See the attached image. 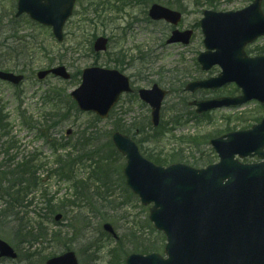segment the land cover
<instances>
[{
    "label": "rangeland",
    "instance_id": "1",
    "mask_svg": "<svg viewBox=\"0 0 264 264\" xmlns=\"http://www.w3.org/2000/svg\"><path fill=\"white\" fill-rule=\"evenodd\" d=\"M151 1L152 3L158 2L164 6H169L183 12L182 21L178 27L179 29L192 28L195 30L190 45L167 44L166 39L169 38L173 27L166 22H155L149 19L148 7L152 4L150 3ZM168 1H170L169 4H166ZM251 1L252 0H146V2H144V0H135L133 4L125 7L124 11L115 10L111 16V23L107 28L99 25L96 29L90 28L88 32L83 33L80 31L79 25H77V22L82 18L80 14L83 8L82 3L81 5L79 3L76 8L79 14H75L65 27V33L68 30L72 32V34L75 30L78 32L77 34L79 37L77 42L78 45L81 46V49L74 54L71 50H65V48H68L70 41H72L73 45L76 44L74 34L73 37L71 34H68L69 36L60 43L55 39L54 35H52V30L50 28L37 26L30 22L27 23L25 18L20 19L21 24L25 27L19 30H21L23 35L29 34L27 37V44L31 49L30 53H33L31 60L26 59L25 61H32L31 67H29L30 75H32L33 70H35V73L25 85H22L21 88H17V90H15L12 84L10 85L0 81V101L3 102L6 112L9 113L8 121L12 125L11 134L12 136H16L18 144L17 148L13 147L9 152H5V147L8 145L6 144L8 136L6 134L3 136V134H1L3 131L0 130V163L3 164L4 161L14 155L16 156V160L20 161V159L35 155V153L40 157H47L49 161H54L58 154L57 151L56 154L55 151L51 149V146L48 145L45 140H42L38 136L37 132H35L36 130L31 131L26 127L18 112H22V109H24L28 111L25 114L27 119L31 121H42L44 120V112H46L47 109L49 111H55L58 110L59 107L61 109H66L70 106L69 99L67 98L68 91L74 90L75 87L81 83V77L80 81L79 77L75 80L72 79L73 81L62 80L55 76H49L47 79L40 81L36 77L37 71L45 69L48 65L52 64V62H50V56L54 55V53L58 58L55 59L56 61L53 65H66L74 76L79 71L89 65H93L95 62H97V65L116 68V59H120L125 60V65L118 64H120V67L123 69L122 71L126 75L132 77V84L135 85L136 88H150L153 83H157L165 89H173L172 94L163 102L164 106L161 113L162 124L160 127L163 126L164 128V123L172 117L174 113V109L172 110V108L175 107L176 104L177 107L175 108H179L182 112L184 111V113H187L189 110L184 103L185 100L190 102L194 100L195 96L210 95L208 93L196 95L185 91L184 88L187 82L193 81L195 78L203 79L210 76L214 77L220 73V68L218 66H214V68L209 71H202L197 61V56L204 50L203 34L199 27L203 11L211 9L218 11L241 10L243 7L250 4ZM15 2L16 0H0V17H4L0 22V44L6 45L7 43V35L10 33L8 28L11 27L10 21L16 7ZM125 5L124 2H121L117 6ZM103 31H105V35L110 37L111 44L106 53L100 54L101 56L93 55L89 50L91 46L89 41L92 39V34L94 32L99 36L102 35ZM256 46L264 47V39H260L254 47ZM121 52L127 54V57L121 59ZM0 61H3L4 68L17 69L19 67L15 65L16 60L9 55L7 56V54L5 56H0ZM54 86H63L61 91L64 92L59 100L60 104L57 106H55V104L53 105V101H50V99L46 98L48 100L47 102L44 96L41 97L42 95H46L45 92ZM235 87V85H228L224 89L218 90L217 92L215 91L212 95L235 92ZM150 113V106L139 99V96L123 95L119 103L114 107L108 120H102L97 126L95 125L97 128L94 129L98 133V139L96 140L97 142L93 141V143H91L93 145L88 146L87 152L93 151L99 145L108 147L110 144H113L110 135L112 133L111 131L117 127L119 130L126 131L130 135L136 134L134 137L145 155L149 154L152 157L159 158L160 155L169 154L171 157L180 151L178 147L181 145V138H190L197 135L206 137L207 134L216 133L218 130H227L229 127L231 129H248L257 124V119L264 116V107L257 101H250L242 107L217 109L211 112L212 119L205 117V119L202 120L195 119L189 122L184 121L187 124H183V122L180 126L173 127L171 131L168 133L164 132L157 140L150 138L151 129L145 128L144 126L149 119ZM70 115L71 116L66 119V121L58 123L52 131L57 141L63 140V145L70 142V144L66 145L68 147H70L71 144L74 143V139L77 138L76 134L80 132V125L84 124V126H86L87 122H91L95 119L93 115L84 112L82 114L79 112L75 113L74 110ZM114 124L115 127L113 129ZM47 126H49V124H47ZM68 129L72 131L69 135H67ZM138 129L143 132L140 131L141 134L136 133ZM200 142L201 145L199 147H194L186 142L180 147L182 149L186 148V152L183 155L185 158H182L183 161L181 162L184 164L187 163L195 168L205 167L210 162H218L219 157H217L216 153L213 151L212 146H210L209 143H205L204 140L202 142V139H200ZM105 151H107L110 159L107 160V157L102 154L94 158L102 162L103 166L94 168L90 166L92 163L90 159L86 158V164L79 168L82 169V172L78 174H82L84 178H88V176L90 178V176L92 177L94 174L97 176V173L102 172L101 178L105 179L106 177L104 174L107 172L110 176L105 180L109 185L105 190L101 187V192H105L107 195H111L109 192L113 193L114 197L108 204L110 206H112V204L119 205V207L115 210L105 209V205L96 198V195H92L93 207H96V213L100 216L93 215L89 207L80 208L83 209V213L80 214L79 210V214L83 216L86 221L91 222L86 226L81 224L83 227L82 236H79L80 224L71 220V215L74 213V210L70 208V210H67L68 213L66 215L64 214V223L60 225V228L54 227L53 224L49 226V228L61 232H59L61 234L60 245L51 243L33 244L30 245L33 246L30 251L35 252V254L42 252V254L45 255L61 254V252L67 249L65 247H69L70 249H74L77 253V258L81 264H110L109 262L112 258L109 255V250L114 246L115 239L107 236L104 232L103 234L101 233L100 228L103 229L102 225L106 221L116 227L119 236H126V239L122 236L120 239L121 243L117 245L119 250L117 252L118 259L115 260V262L118 261L116 264H125L126 255L132 250L137 249V252L144 253L151 251V249H156L152 247L151 244L150 246H148V244L145 245L147 238L154 240V242L159 240L161 249L164 247V237L159 234L158 231L156 232L155 229L151 230V223L148 224L147 222L149 207L143 206L140 200L135 198L132 199L131 202H126L130 197L124 192V189H126L122 172V168L126 165L124 156H120L117 150L110 149ZM58 152L65 156L67 154L76 155L75 151L65 153L61 148H59ZM199 155L201 157L208 155V160H210V162L197 163L196 159ZM168 159L172 160L170 158ZM191 160L194 161L196 165L193 162H189ZM243 161L250 163L259 160L257 157H252L243 159ZM167 162L168 161L162 163V165L164 166L165 164L166 166ZM40 175L46 176L43 169L40 171ZM63 182L64 181H59L57 178H49L44 186L45 188L48 187L52 193L57 192L59 196L63 197L69 194V190L73 192L72 187L70 188L71 185ZM97 182L95 181L94 184H99ZM93 190L95 189L91 188L89 194L94 193L91 192ZM33 197L37 199L34 203L36 207H31V217L34 215V211L37 212L36 210L41 206V197L39 194H34ZM122 200H124L123 206H120L118 202ZM0 204H2L1 198ZM1 206H4V204L0 205V208ZM15 229L16 225L10 218L6 220H1L0 218V237L12 244L17 251L21 252L23 250V258L17 263H13L9 260H2L0 264H35L27 260L29 259V255L25 252L26 250L29 251L27 248L28 245L22 246L21 243H18L16 238L17 231ZM143 229L144 231L142 232ZM92 232L95 240L97 239L101 247H104L98 251V257L93 260L91 259V252L95 251L94 248L93 250L90 248L85 249L88 242L94 241L92 240ZM140 236L142 239L136 241V247L129 244L128 238H131V240L135 242ZM84 249L85 251H83ZM82 251L84 255H82Z\"/></svg>",
    "mask_w": 264,
    "mask_h": 264
},
{
    "label": "water",
    "instance_id": "2",
    "mask_svg": "<svg viewBox=\"0 0 264 264\" xmlns=\"http://www.w3.org/2000/svg\"><path fill=\"white\" fill-rule=\"evenodd\" d=\"M261 0L238 12L217 14L205 12L202 29L206 47L215 52H203L199 61L209 69L219 63L223 73L204 81H193L187 89L221 87L237 81L244 91L240 97L195 101L199 113L215 107L237 105L247 99L264 102V58L247 59L245 44L264 35V15ZM75 0H19L18 14L26 12L33 18L54 26L62 40V28L72 14ZM154 20L164 19L178 24L181 13L160 4L150 8ZM17 14V15H18ZM193 31H174L170 42L190 43ZM107 38H99L96 50H106ZM69 78L65 68L53 70ZM92 72V77L86 74ZM49 71H42L43 78ZM85 81L72 96L80 108L92 110L105 118L122 92L132 91L129 77L118 71L88 69ZM0 77L20 82L21 77L0 71ZM167 92L155 85L140 90V96L153 107L155 125L160 121L162 101ZM116 147L127 156V182L143 203L155 202L151 219L168 235L165 249L168 259L159 253L132 254L128 264H264V162L243 165L235 154L250 156L253 152L264 158V120L249 131L227 134L211 143L222 161L207 170H194L176 164L162 168L141 156L136 143L122 133L113 136ZM227 180V181H226ZM60 214L57 216L59 220ZM105 228L113 232L109 224ZM0 256L16 258L13 248L0 239ZM47 264H78L75 254L52 258Z\"/></svg>",
    "mask_w": 264,
    "mask_h": 264
},
{
    "label": "trees",
    "instance_id": "3",
    "mask_svg": "<svg viewBox=\"0 0 264 264\" xmlns=\"http://www.w3.org/2000/svg\"><path fill=\"white\" fill-rule=\"evenodd\" d=\"M103 1H104V3L110 5L113 0H103ZM116 1H121V0H116ZM169 2L170 1H168L167 3H169ZM111 8L120 9L119 6L104 7L102 10H100L98 8L100 20H101V15L104 13V10L111 9ZM95 11H97V9ZM101 21L103 22V20H101ZM103 23L105 25V22H103ZM95 136H96V133H93L91 135L92 138L94 137L93 140H97V137H95ZM110 149H113L112 144H110V146H108L107 148H105V146H103V145H99L98 147H96V150L91 153V155L88 154V159H90L93 162V164H96L99 167L103 166L102 162H100L99 160H95L94 158H96V156H100V154H102V155H105L107 157V160L110 159L107 151H105V150H110ZM163 162L164 161H162L161 163H163ZM196 162L200 163V162H205V161L203 160V157H202V158L198 159ZM58 163L60 164V169L57 170L56 174H68L70 169H72V166L75 165L74 164V158H72L71 156H68L67 159L63 160L62 162H58ZM4 173H6V174H4L6 179H15V180H11V182H9L10 183L9 187L5 186V190H3L4 193L6 191L5 196L3 197V198H6V203H5L6 205L3 206L2 211H1V215L5 219L7 217L12 219V221L15 223V225L17 227L18 237L20 239H22V241L28 242V241H30V238H35V240H39L42 238L44 240V236H46L47 234L44 233V228L42 227V225L45 221H49V219H51V216L57 212V207H55L54 205H52L48 202V203H46V208H45L44 214H42L41 212H38L37 216L34 217L36 221H34V219H30V220L25 221L26 218L20 217V215H19L20 212L15 211V209L12 208V204H13L14 200H16V199H17V201L19 200L18 197L21 194V193H19L20 189H21V187H20L21 182L20 181L18 182V180L20 178L28 177L29 179L22 180V182L26 183L28 181V183L31 184L33 182L32 178L36 177V176L33 174L30 166L29 167L25 166L22 170H20V168H17L16 172H14L12 174H10L9 172H6V171ZM1 175H2V173H0V176ZM17 186H19L20 188ZM22 188H24V187H22ZM38 220H39V222H38L39 224L37 227L38 230L32 229V227H30L29 224L30 223L35 224ZM32 226L34 228V225H32ZM33 231H36V233L34 234ZM158 247L159 246H157L156 249ZM33 259H35L33 261H40L43 259V257H37V258H33Z\"/></svg>",
    "mask_w": 264,
    "mask_h": 264
}]
</instances>
